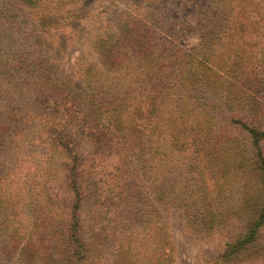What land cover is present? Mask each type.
Listing matches in <instances>:
<instances>
[{
    "label": "trees",
    "instance_id": "obj_1",
    "mask_svg": "<svg viewBox=\"0 0 264 264\" xmlns=\"http://www.w3.org/2000/svg\"><path fill=\"white\" fill-rule=\"evenodd\" d=\"M78 1L36 0L39 9L35 14L44 25L48 20L54 28L55 23L59 27L67 18L88 16L86 10L72 9ZM46 3L50 4L48 8H44ZM210 3L215 12L208 15L200 12L202 21L183 24L173 30L170 38L157 13L146 19L122 14L117 23L101 30L85 53L83 90L64 85L58 74H52L56 73L54 69L44 73L42 59L29 53L19 57L16 75L9 76L0 70V88L4 92L22 88L21 84L28 85L31 91L45 87L47 93L40 94L42 97L36 102L41 105L49 102L51 108L62 107L65 122L62 121L85 140L87 153L72 157L75 162L71 179L75 192L72 212L90 199L93 206L106 202L108 211L117 207L115 210L121 214L123 232L108 247L107 238L101 235L97 234L98 241L93 240V232L87 229L91 220L86 227L79 220L72 222L67 234L56 230V222L48 224V240L52 247L56 242L62 249L60 257H65V264H117L123 257L133 260L136 256V261L129 264H156L155 258L162 260L159 239L165 227L158 219L159 200L178 199V205H182L186 199H180L178 183L183 182L184 189L189 188L190 180L198 177L196 170L200 163L207 166L213 163L224 181L231 164L243 176L232 208L245 218V230L229 246L226 256L234 255L256 239V228L264 220V157L260 146L264 129L259 114L261 96L257 95L260 89L255 86L264 83V0ZM49 7H53L52 11ZM63 9H66L63 15H68L65 20L58 13ZM206 26L212 28L206 31ZM194 29L201 33L200 41L211 38L207 39L208 50L186 48L180 43L186 31ZM205 87L219 92L228 107L233 101H240L244 112H234L231 122L223 124L214 113L215 106L209 104L200 90ZM22 93L19 91L11 98L6 93L0 95L2 142L6 139L4 133L21 129L24 122ZM52 115L55 114L40 122L45 123V131L50 130L49 124H55ZM233 122L246 129L249 137L235 136L237 128L232 127ZM202 146L209 147V151L200 156ZM250 152L252 158H246ZM87 162L92 166L86 170H94L96 175L86 176L83 181L82 167ZM228 184L225 181L223 188L229 190L232 184L230 187ZM104 188L112 197L105 195ZM188 198L191 203L185 202L184 206L195 217L203 206H196V192L188 193ZM205 214H209L207 209ZM211 218L216 220L215 214ZM194 223L192 220L191 224ZM45 225L42 223L43 229ZM132 227L138 229L136 233L131 232ZM101 230L96 229L98 233ZM34 235L32 229L26 237L30 240ZM136 245L144 251H137Z\"/></svg>",
    "mask_w": 264,
    "mask_h": 264
},
{
    "label": "rangeland",
    "instance_id": "obj_2",
    "mask_svg": "<svg viewBox=\"0 0 264 264\" xmlns=\"http://www.w3.org/2000/svg\"><path fill=\"white\" fill-rule=\"evenodd\" d=\"M35 1L0 0V70L7 72L6 75L9 76L16 75L18 69L15 66L19 64V57L22 53H29L31 57L42 59L44 73L54 69L56 73L52 74H58L64 85L71 84L82 90L86 76L82 60L85 53L101 30L117 23L122 14L125 16L131 13L142 19L159 14L165 24L167 38H170L173 30L183 24L194 25L202 21L200 12H205V15L215 12L211 0H79L72 9L86 10L88 16L67 18L66 22L57 25L59 27L55 23L54 28L48 20L44 25L37 18L35 13L39 7ZM49 5L46 3L44 8ZM65 11L63 9L58 12L61 18L68 16L67 13L63 15ZM48 25L53 27L46 28ZM207 28L206 31H209L212 27ZM200 38L199 31L187 30L185 39L180 43L186 48L206 50L210 46L207 39L211 38L206 37L203 41ZM255 86L260 89L257 95L261 96L259 114L262 115L264 129V83L258 82ZM21 87L10 88L7 92L0 88V95L6 93L11 98L23 91L21 95L25 96L20 101L25 106L21 110L24 121L21 129L4 133L6 139L3 142L0 138V264H65V257H60L62 249L56 242L52 247L48 240V224L56 222V230L67 234L66 229L72 222L77 223L79 220L86 227L91 220L87 229L93 232V240L98 241L96 236L101 235L107 238L108 247L123 232L120 229L121 214L115 210L117 207L108 211L106 202L101 206H93L90 199L81 202L80 210L77 208L72 212L75 197L71 186L75 164L72 157L76 153L85 155L87 144L78 136L77 131L72 132V128L68 129L65 125V116H61L62 107L51 108L49 102L43 105L36 102L42 97L40 94L47 93L45 87L39 86L32 91L28 85L21 84ZM53 90L56 92V89ZM200 90L209 104L215 106L214 113L223 124L231 122L234 112H244L240 101H233L228 107V103L220 99L219 92L214 93L208 87ZM52 113L55 114L52 115L55 124H49L50 130L45 131V123L40 125V122ZM232 127L237 128L235 136L238 135V138L249 137V132L235 122ZM261 138L260 146L264 157V136ZM245 147L249 151L247 145ZM206 151H209V147L202 146L199 155L203 156ZM248 155L246 158L251 157V152ZM90 163L87 162L82 167L85 171L83 174L81 170L83 181L87 180L86 176L96 175L94 170H86ZM92 163L95 164L94 161ZM91 166L92 164L89 167ZM218 170L219 168L213 167V163L210 166L200 163L196 170L198 177L190 180L189 188L184 189L185 183H178L179 197L186 199L182 205H178V199L159 200L161 212L158 219L160 225L165 227L164 233L159 231L162 233L159 240L164 257L162 260L155 258L156 264H264V220L256 228V239L246 244L245 248L243 246L240 251H235L234 255L226 256L229 246L232 247V243L245 230V218L232 208V202L237 201L236 191L240 189L243 176L238 173L237 166L231 164L227 179L225 178L230 183L228 187L232 184L228 190L223 188L225 181L219 178ZM112 183L115 182H110L111 187H114ZM103 191L106 196L112 197L106 188ZM191 191L196 192V206H203L195 217L184 206L185 202L191 203L188 198ZM206 209L209 214H205ZM214 214L216 220L211 218ZM192 220L195 221L194 224H191ZM42 223L46 224L44 229ZM98 228L102 229L100 233L96 231ZM32 229L35 235L29 240L26 236ZM137 230L131 228L132 233ZM136 247L137 251H144L141 246ZM136 259L137 256L133 260L123 257L117 264H129Z\"/></svg>",
    "mask_w": 264,
    "mask_h": 264
}]
</instances>
